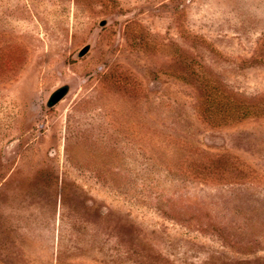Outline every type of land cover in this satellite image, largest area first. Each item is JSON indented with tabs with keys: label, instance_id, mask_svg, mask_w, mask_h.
I'll return each instance as SVG.
<instances>
[{
	"label": "rangeland",
	"instance_id": "1",
	"mask_svg": "<svg viewBox=\"0 0 264 264\" xmlns=\"http://www.w3.org/2000/svg\"><path fill=\"white\" fill-rule=\"evenodd\" d=\"M0 264H264V0H0Z\"/></svg>",
	"mask_w": 264,
	"mask_h": 264
},
{
	"label": "water",
	"instance_id": "2",
	"mask_svg": "<svg viewBox=\"0 0 264 264\" xmlns=\"http://www.w3.org/2000/svg\"><path fill=\"white\" fill-rule=\"evenodd\" d=\"M107 22H104L103 25H106ZM90 50V46H87L81 53L80 56H84L88 51ZM69 93V87L68 86H64L58 90H56L51 98L48 101V106L52 107L55 106L56 104H58L61 100H63V98H65V96Z\"/></svg>",
	"mask_w": 264,
	"mask_h": 264
}]
</instances>
